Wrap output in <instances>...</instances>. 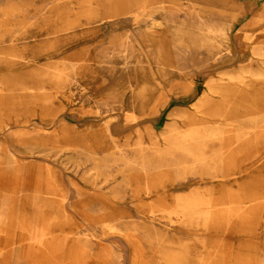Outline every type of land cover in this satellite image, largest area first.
<instances>
[{"label":"rangeland","instance_id":"374dc122","mask_svg":"<svg viewBox=\"0 0 264 264\" xmlns=\"http://www.w3.org/2000/svg\"><path fill=\"white\" fill-rule=\"evenodd\" d=\"M0 264H264V0H0Z\"/></svg>","mask_w":264,"mask_h":264},{"label":"bare ground","instance_id":"6f19581e","mask_svg":"<svg viewBox=\"0 0 264 264\" xmlns=\"http://www.w3.org/2000/svg\"><path fill=\"white\" fill-rule=\"evenodd\" d=\"M148 7V6H147ZM146 7V8H147ZM154 9H156V10H162L163 9V5H162V3H158L157 4V2H156V5H155V8ZM145 10V9H144ZM147 11V10H146ZM213 79V78H212ZM213 83V81H209V82H207V85L208 86H210V84H212ZM226 89H233L232 91H235V92H237L239 89H235V88H233V87H230V86H228V88H226ZM225 89V90H226ZM224 90V91H225ZM247 93H252L250 90L247 92ZM214 99V98H213ZM254 101H256V100H254ZM210 110H212V112H210V113H208V114H210V116L211 115H216L217 114V112H220V111H218V110H216L215 109V107H213V108H211ZM206 113V112H205ZM207 114V113H206ZM225 114H229V113H225ZM262 121H257L256 123H254V124H252L251 126H257V125H259L260 123H261ZM261 126H262V124H261ZM252 130V129H251ZM250 130V131H251ZM220 166H222V164H220ZM233 176L234 175H236L235 173L234 174H232Z\"/></svg>","mask_w":264,"mask_h":264}]
</instances>
